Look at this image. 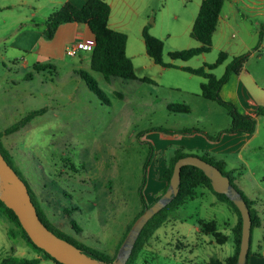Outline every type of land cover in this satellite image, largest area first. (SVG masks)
I'll return each instance as SVG.
<instances>
[{
	"label": "rangeland",
	"instance_id": "374dc122",
	"mask_svg": "<svg viewBox=\"0 0 264 264\" xmlns=\"http://www.w3.org/2000/svg\"><path fill=\"white\" fill-rule=\"evenodd\" d=\"M127 4H114L113 17L132 20L121 31L128 35L127 54L135 65V79L112 76L107 80L91 68L89 50L69 55L66 49L54 48V56L40 58L46 48L14 42L11 36L26 28L13 18L26 16L29 9L0 12L8 19L0 26V131L40 110L25 126L2 137L13 166L28 181L56 230L111 256L142 209L139 190L145 176L146 197L154 199L158 179H153V167L149 170L153 161L167 157L183 136L195 133L180 130L200 127L205 136L203 131L213 133L230 122L224 106L213 101L209 108L197 101L202 76L164 67L148 55L136 23L139 18L129 5L141 11L149 32L163 40L164 61L176 66L215 62L220 51H226L231 61L235 55L255 51L264 34V0H226L211 49L189 60L172 59L171 51L200 45L191 30L201 0H128ZM39 23L44 29L45 21ZM248 45L255 46L249 49ZM35 64L45 67L35 68ZM225 66L221 63L211 71L220 76ZM80 69L97 80L107 100L89 88ZM168 102L189 104L191 111L170 110ZM159 128L177 131L171 135ZM260 142L257 139L244 152L248 165L240 167L235 182L261 217L262 225L252 228L251 251L264 255V145L258 147ZM208 189L198 187L197 196L170 215L146 242L135 264H206L213 256L224 260L233 253L237 213ZM201 220H216L230 238L216 242L197 229ZM12 255L39 257L38 264H58L32 248L0 210V261Z\"/></svg>",
	"mask_w": 264,
	"mask_h": 264
},
{
	"label": "trees",
	"instance_id": "16d2710c",
	"mask_svg": "<svg viewBox=\"0 0 264 264\" xmlns=\"http://www.w3.org/2000/svg\"><path fill=\"white\" fill-rule=\"evenodd\" d=\"M226 0H201L200 9L198 14L193 22L191 35L200 41V45L171 51L169 53L172 59H181V60H189L190 58L208 52L213 44V35L217 29V25L220 19L221 12L225 5ZM111 14V5L107 0H87L83 5L79 6L74 4L71 1L64 2L58 9L53 11L45 21V28L43 29V36L46 39H52L55 36V33L58 27L66 22H78V23H86L92 33L94 34L95 43L91 51V59L90 65L93 70L101 72L104 77L109 80L112 76H118L126 79H135L137 78L135 65L131 57L127 54V41L128 35L126 32L112 28L109 25V17ZM142 35L146 47V51L148 55L158 64L164 67H180L181 69L196 75H200L204 78L201 82V95L205 98L214 100L218 102L220 105L224 106L231 117V124L228 128H225L218 132L216 135H209L204 132L205 136L211 140H219L223 133H253L257 126V116L264 115V106L259 105L256 109L255 114H245L241 112L237 105L230 101L224 99L221 94L222 86L228 81L232 72L237 70L239 66L242 64V61L246 57L245 54L235 55L232 60L227 64L224 73L221 76H217L211 70L217 67L219 64L223 63L228 58V53L226 51H220L218 58L215 62L212 63H204L199 67H191L188 65L184 66H176L172 62H166L163 59V48L164 42L159 37L152 35L148 27L145 25L142 30ZM262 37V33H261ZM35 68H42L45 65L35 64ZM79 74L86 81L89 88L99 96V98L103 100H107L106 94L103 89L98 85L97 80L88 72L83 69L79 70ZM148 79L149 78H143ZM170 110L178 111V112H189L190 106L185 103L172 102L167 105ZM40 110H32L27 113L20 120L16 121L9 127L5 128V130L0 131V150L8 160V162L13 166L12 159L10 158V154L3 144L2 137L6 134L12 133L14 131L19 130L23 126H25L31 119L39 112ZM157 130L167 132L171 135L175 134V129H163L159 128ZM175 130V131H174ZM198 131L199 129H183L180 130L182 132L191 133ZM188 154H195L191 152H186L182 148H177L174 154L168 160L167 169L162 176V179L166 182L165 187L161 190L159 194L154 196L152 201H149L145 194V185L147 184L146 176L143 181V185L139 190L142 209L137 213L133 221L128 226V229L124 233L122 239L120 240L117 250L124 239L126 233L131 227L134 220L144 211V209L153 203L159 196L165 192L167 189L170 178L173 172L174 164L176 160L182 156ZM197 155V154H196ZM205 160L212 162L216 166H218L224 174L229 175L232 184L240 191L242 196L247 201L251 217H252V228L254 226H261L262 220L258 214L257 209L252 206V202L249 200L244 191L237 185L235 182V177L232 175V172L226 169L225 163L217 160L208 155H200ZM14 167V166H13ZM15 168V167H14ZM16 170V169H15ZM17 171V170H16ZM21 176V175H20ZM28 185L31 197L33 202L36 205L37 212L41 220L57 235L66 238L71 241L78 247H80L86 253L96 257L100 260L112 261L115 259L116 254L111 256L110 254L101 251L97 248L90 247L83 242H80L62 232L61 230H56V227H53L52 223L48 219L44 209L40 205V203L34 197V191L30 187L28 181L21 176ZM205 187L209 188L213 193L217 195V197L231 204L237 213V222L232 227V239L234 242L235 251L232 255L226 257L224 260L218 257H211L206 264H236L238 259V253L240 249V241L242 234V216L241 212L236 206V204L224 193H219L213 189L211 179L205 174V172L195 166V165H183L181 169V183L180 189L177 196L163 209L157 212L145 225L141 234L139 235L136 244L134 246L133 252L127 261L126 264H135L140 253L145 247L146 242L152 237L155 231L161 227V225L166 222V220L170 217V215L176 211L182 204H184L187 200L193 199L197 196V188ZM0 210L5 214V216L13 222L21 232L22 237L26 240V242L35 250L42 252L46 257L53 259L58 264H63L53 258L48 252H46L43 248L37 246L26 230L23 228L17 214L13 209L9 208L1 199H0ZM74 226L78 228L75 222ZM199 228L201 231L213 236V238L218 243H225L230 236L225 234L223 231H220L218 228V224L216 220H201L199 223ZM251 239H252V229H251ZM251 239H250V248L248 252V257L251 254ZM40 262L39 257H20V256H7L0 261V264H38ZM248 262V258H247ZM247 264V263H246Z\"/></svg>",
	"mask_w": 264,
	"mask_h": 264
},
{
	"label": "crops",
	"instance_id": "0c3cea01",
	"mask_svg": "<svg viewBox=\"0 0 264 264\" xmlns=\"http://www.w3.org/2000/svg\"><path fill=\"white\" fill-rule=\"evenodd\" d=\"M66 1H71L74 4L81 6L87 0H0V12H3L7 9H17V7H26L29 9V12L26 16L21 15L20 17L13 18L14 23L19 24V26L21 27L25 26L26 28L16 30L13 34H11V36L12 38H14V42H33V44H40L44 48H46L48 52L42 51L43 53L39 54L40 58H51L52 56H54L52 55V50L54 48L55 50L59 48V50L62 51L67 49L70 44L78 42L81 45V47L78 49V52L89 50L91 59V51L95 43V38L94 34L86 23L66 22L58 27L55 36L52 39H46L43 36V29L41 28V24L39 22L41 20L46 21L47 17ZM107 1L111 5L109 25L112 28L124 30L122 26H128L127 23L132 20L129 19V17L114 18L113 10L114 4L118 3L119 1H123L125 5H128V0ZM129 6L131 7L134 17L139 18L136 23L141 27V30H143L146 24L140 19L141 11L138 10L135 5ZM6 15L7 14H0V26L6 25L8 21ZM174 17L177 18L178 14L175 13ZM25 21H27V23H25ZM5 36L6 35H3L2 37ZM248 46H250L249 49H251L255 45ZM254 49L255 51L252 49L248 53H246V57L242 61V64L237 70L232 72L230 78L222 86L220 91V94L224 99L234 102L237 105L238 109L245 114H255L256 109L259 105L264 106V34L262 35V37H260V42L258 41V45H256ZM257 50H259L260 52ZM228 60L229 59L227 58L223 62L226 63V66L230 62ZM179 66L184 65L181 64ZM195 96L197 97V101H200V103H202L205 107H213L212 103L214 100L203 97L201 95V91L200 94L197 93L195 94ZM184 101L188 102L185 99ZM169 103L172 102H168L167 105ZM230 124L231 117L228 125H224V127H219L218 129L213 130V133L209 130H205L204 132L214 136L221 130L228 128ZM194 128H197V126H194ZM199 128L200 127H198V129ZM259 138H261V142L258 147H261L264 145V115L257 116V126L253 133H223L220 139L215 141L209 140L206 136L200 134L198 131H195V133H192L190 135L183 136V140L181 141L179 147H175L173 152H171L167 157L162 156L160 158H157V160L153 161V164H151L149 170L152 171L153 167V179H158L154 181L155 188L153 190V195L155 196L156 194H159L165 187L166 182L162 179V176L167 169L169 158L174 154L177 148H182L186 152L195 153L199 156L206 154L210 157L224 162L226 169L232 172V175L238 182V177L235 174H240L241 166L248 165V159L245 156L244 152L248 149L249 145L253 144L254 141ZM155 176L157 178H155ZM197 229L200 230L199 226H197ZM232 250L234 253L235 247L233 239ZM233 253H231L230 255H232ZM247 264H264V255H262L260 251L251 252L248 257Z\"/></svg>",
	"mask_w": 264,
	"mask_h": 264
},
{
	"label": "water",
	"instance_id": "95a60500",
	"mask_svg": "<svg viewBox=\"0 0 264 264\" xmlns=\"http://www.w3.org/2000/svg\"><path fill=\"white\" fill-rule=\"evenodd\" d=\"M189 164L201 168L211 179L213 189L226 194L240 210L242 234L236 264H246L252 229L249 205L240 191L232 184L229 175L224 174L218 166L196 154H188L176 160L167 189L134 220L118 248L116 258L112 261L100 260L86 253L71 241L57 235L41 220L27 183L8 162L1 150L0 199L14 210L32 241L59 262L63 264H126L145 225L177 196L180 189L182 166Z\"/></svg>",
	"mask_w": 264,
	"mask_h": 264
},
{
	"label": "built area",
	"instance_id": "2783aa9c",
	"mask_svg": "<svg viewBox=\"0 0 264 264\" xmlns=\"http://www.w3.org/2000/svg\"><path fill=\"white\" fill-rule=\"evenodd\" d=\"M81 47V45L78 42L72 43L70 46L67 47L66 52L69 55H76L78 52V49Z\"/></svg>",
	"mask_w": 264,
	"mask_h": 264
},
{
	"label": "flooded vegetation",
	"instance_id": "af4514ba",
	"mask_svg": "<svg viewBox=\"0 0 264 264\" xmlns=\"http://www.w3.org/2000/svg\"><path fill=\"white\" fill-rule=\"evenodd\" d=\"M39 202V201H38ZM40 203V202H39ZM40 205H41V203H40ZM42 206V205H41ZM42 208H43V206H42ZM44 209V208H43ZM44 212L46 213V211L44 210ZM47 215V217H48V214H46ZM48 219H49V217H48ZM50 220V219H49Z\"/></svg>",
	"mask_w": 264,
	"mask_h": 264
}]
</instances>
